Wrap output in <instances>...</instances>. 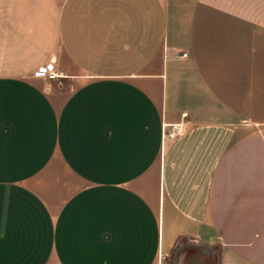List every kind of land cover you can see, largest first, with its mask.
Wrapping results in <instances>:
<instances>
[{
	"label": "crops",
	"instance_id": "obj_1",
	"mask_svg": "<svg viewBox=\"0 0 264 264\" xmlns=\"http://www.w3.org/2000/svg\"><path fill=\"white\" fill-rule=\"evenodd\" d=\"M188 244L264 264V0H0V264Z\"/></svg>",
	"mask_w": 264,
	"mask_h": 264
},
{
	"label": "rangeland",
	"instance_id": "obj_2",
	"mask_svg": "<svg viewBox=\"0 0 264 264\" xmlns=\"http://www.w3.org/2000/svg\"><path fill=\"white\" fill-rule=\"evenodd\" d=\"M166 264H213V261L207 258L205 248L198 249L188 244L176 250Z\"/></svg>",
	"mask_w": 264,
	"mask_h": 264
},
{
	"label": "built area",
	"instance_id": "obj_3",
	"mask_svg": "<svg viewBox=\"0 0 264 264\" xmlns=\"http://www.w3.org/2000/svg\"><path fill=\"white\" fill-rule=\"evenodd\" d=\"M48 77L50 79H53L56 77V75L50 73ZM181 130H182V124L180 123H174V124L163 123L162 126L163 140L175 139L180 134Z\"/></svg>",
	"mask_w": 264,
	"mask_h": 264
}]
</instances>
